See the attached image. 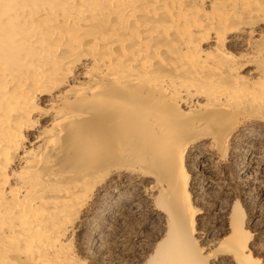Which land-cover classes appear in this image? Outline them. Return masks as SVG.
I'll return each mask as SVG.
<instances>
[{"label":"bare ground","instance_id":"obj_1","mask_svg":"<svg viewBox=\"0 0 264 264\" xmlns=\"http://www.w3.org/2000/svg\"><path fill=\"white\" fill-rule=\"evenodd\" d=\"M253 135L264 0H0V264H112L134 196L158 231L133 264H264L239 205H196L264 165Z\"/></svg>","mask_w":264,"mask_h":264},{"label":"rangeland","instance_id":"obj_2","mask_svg":"<svg viewBox=\"0 0 264 264\" xmlns=\"http://www.w3.org/2000/svg\"><path fill=\"white\" fill-rule=\"evenodd\" d=\"M258 142H260L259 144L261 146L256 144ZM253 144H255L257 148H255L257 151L255 155L257 157H254V159H260L264 151V142H262L261 136L259 137L258 135H253L246 144L247 149L248 147H252ZM248 150H250V148ZM251 152L249 151V154ZM259 165L260 164H256L254 162L250 164L247 161V164L239 168L224 165L221 168H218L215 172H205L203 178L211 180L214 184V188L209 189V195H207L204 200H202L203 202L201 200L198 201L196 205L198 208L204 207V211L207 210L205 212L206 222H214L213 225L220 226V213H218L219 207L223 206L231 209L236 203L237 206L239 205L238 208H240L242 214L246 216L247 220L251 218L249 226L251 234H253L254 241L258 242V239L260 242L264 241V165H260V167ZM246 175L249 176L246 177ZM240 176L241 178H244L243 181L239 180ZM134 198L137 200L138 204H140V207L142 206L143 208L141 207L142 209H139V211L133 210L125 212L123 216L124 218L122 217L116 221L114 225L113 237L109 241L113 244V249L110 256V258L113 257L111 258L112 264H133V256L136 251L140 249V247L144 248L150 245L156 239L155 236L158 231V225L156 224L157 222L155 219L153 220L151 215L148 214L147 207L144 206V199H142L141 196H134ZM139 199L142 200L140 201ZM142 211L143 214H141Z\"/></svg>","mask_w":264,"mask_h":264}]
</instances>
